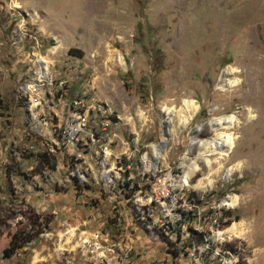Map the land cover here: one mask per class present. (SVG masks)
<instances>
[{
	"label": "rangeland",
	"instance_id": "374dc122",
	"mask_svg": "<svg viewBox=\"0 0 264 264\" xmlns=\"http://www.w3.org/2000/svg\"><path fill=\"white\" fill-rule=\"evenodd\" d=\"M40 60L64 82L41 128L19 99ZM222 133L228 156L191 145ZM231 262L264 264V0H0V264Z\"/></svg>",
	"mask_w": 264,
	"mask_h": 264
},
{
	"label": "built area",
	"instance_id": "2783aa9c",
	"mask_svg": "<svg viewBox=\"0 0 264 264\" xmlns=\"http://www.w3.org/2000/svg\"><path fill=\"white\" fill-rule=\"evenodd\" d=\"M38 42L39 41H37V45ZM35 64L36 69L32 72L33 77L31 78V82L23 83L20 86L19 99H21L27 107L28 112L32 115V118H29L31 125L41 128L50 123L48 120L50 117H47L44 112L53 108L48 101H50V97L56 99L55 93L57 87L64 91V82L56 83V80L50 72L48 63H42V60H40L36 61ZM84 101L83 99H77L69 105L70 115L68 116V126L65 131V138L69 143L79 141L81 138L80 135L88 124V115L83 112V106H85ZM63 104L66 106V103ZM39 107L41 108V111L34 114V111ZM88 109L92 110L91 107H88ZM91 139L95 141L94 136H91ZM208 247H211V243H208ZM238 262L226 264H239Z\"/></svg>",
	"mask_w": 264,
	"mask_h": 264
},
{
	"label": "bare ground",
	"instance_id": "6f19581e",
	"mask_svg": "<svg viewBox=\"0 0 264 264\" xmlns=\"http://www.w3.org/2000/svg\"><path fill=\"white\" fill-rule=\"evenodd\" d=\"M236 72H237L236 70H232L231 68L228 71V73H230L231 75L235 74ZM241 82L242 81L240 79H235L234 81L230 82L229 87L230 88L236 87L240 85ZM221 89L224 90V87ZM184 104L190 113V119L185 120V125H187L190 122V120L193 119L195 115L198 113L200 106L195 101H190V100H186ZM249 114H250L249 118L254 117V115L251 112ZM235 123H237L235 120V117L231 115L227 118H222L216 121L215 123L211 124V127H212V130L219 131L220 129H231L232 127H234ZM201 131H202V128H199L197 130V132L199 133ZM195 144L199 145L201 154L204 156L217 155V154L228 156L237 146V137H235L233 134L224 135L222 133V134H218L217 139L215 140L196 141L194 139L191 141V145H195ZM153 157L157 161H159L161 158L164 157V153L161 149V146H153ZM207 163L210 164V161L207 160ZM198 170H199V166L197 164H194L193 170L187 173L183 177L182 183L184 186H190L191 179L193 176H195ZM230 172L232 174L233 169H231ZM237 205H238V201L235 198H232L231 202L228 204V206L230 207H237ZM228 230H229L228 231L229 233L238 235L239 234V224L238 223L233 224Z\"/></svg>",
	"mask_w": 264,
	"mask_h": 264
},
{
	"label": "water",
	"instance_id": "95a60500",
	"mask_svg": "<svg viewBox=\"0 0 264 264\" xmlns=\"http://www.w3.org/2000/svg\"><path fill=\"white\" fill-rule=\"evenodd\" d=\"M165 137L167 138L168 135L165 134ZM160 145H161V148L165 147V146H166V139H163V140H162V143H161Z\"/></svg>",
	"mask_w": 264,
	"mask_h": 264
},
{
	"label": "trees",
	"instance_id": "16d2710c",
	"mask_svg": "<svg viewBox=\"0 0 264 264\" xmlns=\"http://www.w3.org/2000/svg\"><path fill=\"white\" fill-rule=\"evenodd\" d=\"M52 168H54V165H53V167Z\"/></svg>",
	"mask_w": 264,
	"mask_h": 264
}]
</instances>
